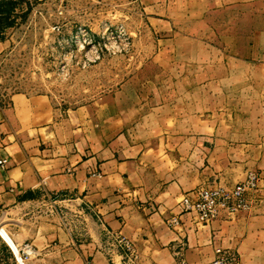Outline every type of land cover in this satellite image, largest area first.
<instances>
[{
    "label": "crops",
    "instance_id": "obj_1",
    "mask_svg": "<svg viewBox=\"0 0 264 264\" xmlns=\"http://www.w3.org/2000/svg\"><path fill=\"white\" fill-rule=\"evenodd\" d=\"M138 1L167 90L66 126L43 95L0 98V218L30 264H123L122 238L137 264H205L219 246L264 264V0ZM250 168V211L166 225L185 191Z\"/></svg>",
    "mask_w": 264,
    "mask_h": 264
},
{
    "label": "rangeland",
    "instance_id": "obj_2",
    "mask_svg": "<svg viewBox=\"0 0 264 264\" xmlns=\"http://www.w3.org/2000/svg\"><path fill=\"white\" fill-rule=\"evenodd\" d=\"M141 7L138 0H3L0 98L43 95L66 126L102 119L109 105L140 104L148 93L166 91L170 82L151 62L156 35ZM36 213L45 215L46 206ZM120 252L123 264H137ZM36 258H21L0 218V264Z\"/></svg>",
    "mask_w": 264,
    "mask_h": 264
},
{
    "label": "built area",
    "instance_id": "obj_3",
    "mask_svg": "<svg viewBox=\"0 0 264 264\" xmlns=\"http://www.w3.org/2000/svg\"><path fill=\"white\" fill-rule=\"evenodd\" d=\"M6 161L5 157L0 158V164ZM261 179V171L250 168L243 179L232 185L220 181L201 183L181 195L177 210L166 217L165 223L172 229H178L189 221L192 223L189 226L191 229L216 218H231L239 213L250 211L259 200ZM17 244L21 258L37 255V250L31 243ZM119 246L125 254H130L131 244L127 239H119ZM11 248L13 249L12 246ZM15 255L18 260L16 253ZM205 264H241L240 255L233 248L219 246L215 248L214 258Z\"/></svg>",
    "mask_w": 264,
    "mask_h": 264
},
{
    "label": "bare ground",
    "instance_id": "obj_4",
    "mask_svg": "<svg viewBox=\"0 0 264 264\" xmlns=\"http://www.w3.org/2000/svg\"><path fill=\"white\" fill-rule=\"evenodd\" d=\"M18 248H19V246H18Z\"/></svg>",
    "mask_w": 264,
    "mask_h": 264
}]
</instances>
